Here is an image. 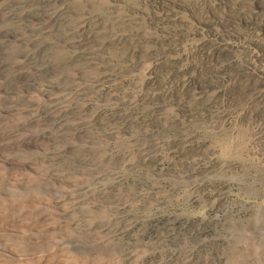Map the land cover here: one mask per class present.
<instances>
[{
	"label": "rangeland",
	"instance_id": "rangeland-1",
	"mask_svg": "<svg viewBox=\"0 0 264 264\" xmlns=\"http://www.w3.org/2000/svg\"><path fill=\"white\" fill-rule=\"evenodd\" d=\"M0 129L41 264H264V0H0Z\"/></svg>",
	"mask_w": 264,
	"mask_h": 264
},
{
	"label": "bare ground",
	"instance_id": "bare-ground-1",
	"mask_svg": "<svg viewBox=\"0 0 264 264\" xmlns=\"http://www.w3.org/2000/svg\"><path fill=\"white\" fill-rule=\"evenodd\" d=\"M22 133H24V132H22ZM38 134H37V136H38ZM4 137H5V135H4ZM39 137H40V134H39ZM2 143H4V142H2ZM19 145H21V143L19 144L17 142L13 146L15 149H17L19 147ZM10 146H6V144H5V147L7 150L14 152V150H11L12 148ZM19 148L21 149V147H19ZM10 151H8V152H10ZM0 152H1V150H0ZM2 153L3 154L5 153V154L3 155L0 153V157L3 156L8 161L11 159L14 160L12 157L11 158L9 157V154L6 155L7 152H5V150ZM15 153L18 154L17 150H16V152H14V154ZM4 158H3V160H4ZM32 158H33V156H32ZM27 159H29V158H27ZM3 164H5V162ZM39 167H41V166H39ZM32 168H35V167H32ZM24 170H25V167H24V165H22L17 170H12L9 168V169H3L0 172V194H2V196H4L5 193H7V191H5V187L10 185L11 183H13V184L15 183V185H16V183L21 182V177L23 176L21 171H24ZM31 175H33V174H31ZM38 175H39V177H41V175L39 173H38ZM35 176H36V174H35ZM36 178H37V176H36ZM47 186H50V185L47 184ZM35 187H36V185H35ZM11 188H12V186H11ZM34 189H36V188H34ZM28 191H30V190H28ZM31 191L35 192L32 188H31ZM10 192H12V191L10 190ZM19 192H21V190ZM46 192H48V191H46ZM23 193H25V192H23ZM40 194H41V192H40ZM40 194H34L33 193V194L28 195V196L25 194L26 197L22 198L21 200L18 199L17 201L15 198L14 202H13V200H11L12 203H9V204H5L4 200H2V199L0 200V264H41V261H42V260L40 261L41 258L36 257L34 255V253H36V251H38L39 249L45 248V246L48 245V239H50V238L48 236L45 237L46 236L45 234L47 232L52 231L54 233V234L51 233V234H53V236L51 235L52 238L53 237L58 238L56 233H59L64 229L67 230L65 228V226L64 227H60V226L58 227L57 223H59V220L57 218H59V217L57 216L56 219L53 217V215L55 214L54 213L55 211H53L55 206L52 204L51 200L45 199ZM10 195H12V194L9 193V197H10ZM19 196L21 198V195H19ZM50 196H51V194H50ZM2 198H4V197H2ZM6 198H4V199L6 200ZM60 219L62 220V218H60ZM41 229H43L44 232H42ZM23 230L25 232L23 237L22 236L18 237L14 234L9 233V232H18V234H19L21 231L23 232ZM27 234H29V236ZM41 234L45 235L44 240L41 239V237H38ZM35 238L36 239L38 238V240L40 239L41 243H39V245L36 241H35L36 243L34 242ZM10 241H11V244H10L11 248L9 246ZM40 241H38V242H40ZM35 247L36 248L40 247V248L35 250ZM110 257L111 258H109V260L113 259L112 256H110ZM51 258H52V256L50 257V260L46 261L48 264H52ZM109 260H107V258L105 259L103 257H95V258H92L90 261L86 262L81 257H74L72 260L67 258L64 262H60V263L56 262L55 264H108V262H110Z\"/></svg>",
	"mask_w": 264,
	"mask_h": 264
},
{
	"label": "water",
	"instance_id": "water-1",
	"mask_svg": "<svg viewBox=\"0 0 264 264\" xmlns=\"http://www.w3.org/2000/svg\"><path fill=\"white\" fill-rule=\"evenodd\" d=\"M245 96V95H244ZM247 98H249V95L247 96ZM240 99H242V97H240ZM233 183V182H232ZM264 187V185H263ZM232 189V188H231ZM264 189V188H262ZM261 194H264V190L263 191H259V192H254V191H247V195L249 196L248 199H254L257 202L261 201Z\"/></svg>",
	"mask_w": 264,
	"mask_h": 264
}]
</instances>
